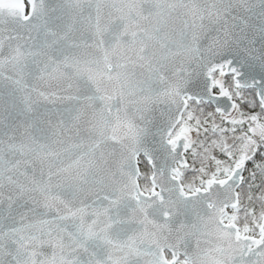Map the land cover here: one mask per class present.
I'll return each mask as SVG.
<instances>
[{
    "label": "snow or ice",
    "instance_id": "1",
    "mask_svg": "<svg viewBox=\"0 0 264 264\" xmlns=\"http://www.w3.org/2000/svg\"><path fill=\"white\" fill-rule=\"evenodd\" d=\"M0 264H264V0H0Z\"/></svg>",
    "mask_w": 264,
    "mask_h": 264
}]
</instances>
